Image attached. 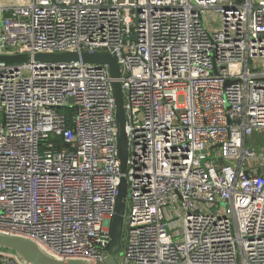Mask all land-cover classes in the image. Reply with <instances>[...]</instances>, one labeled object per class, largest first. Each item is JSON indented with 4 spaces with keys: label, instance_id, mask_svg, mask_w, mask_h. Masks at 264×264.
Segmentation results:
<instances>
[{
    "label": "built area",
    "instance_id": "1",
    "mask_svg": "<svg viewBox=\"0 0 264 264\" xmlns=\"http://www.w3.org/2000/svg\"><path fill=\"white\" fill-rule=\"evenodd\" d=\"M63 52L116 55L127 171L107 66L0 61V233L106 264L124 176L117 264H264V0H0V55Z\"/></svg>",
    "mask_w": 264,
    "mask_h": 264
},
{
    "label": "water",
    "instance_id": "2",
    "mask_svg": "<svg viewBox=\"0 0 264 264\" xmlns=\"http://www.w3.org/2000/svg\"><path fill=\"white\" fill-rule=\"evenodd\" d=\"M31 60L54 66L83 61L94 65L108 67L113 78V93L116 105V124L118 129L117 147L121 161V170L127 171L129 157L128 137L126 134V111L124 107V93L119 81L121 69L115 54L110 52H63V53H38L31 57L28 53L15 55H0V61L9 65L27 63ZM127 179L120 180L116 198L115 212L110 222V241L107 246L109 257L106 264H117L116 255L120 253L124 233V220L126 213ZM0 247L17 252L28 264H87L82 260H61L42 251L33 241L22 236L0 233Z\"/></svg>",
    "mask_w": 264,
    "mask_h": 264
},
{
    "label": "rangeland",
    "instance_id": "3",
    "mask_svg": "<svg viewBox=\"0 0 264 264\" xmlns=\"http://www.w3.org/2000/svg\"><path fill=\"white\" fill-rule=\"evenodd\" d=\"M216 19H219V16L218 17H216ZM180 100L182 101V98H180ZM72 102H73V100H72ZM259 139V138H258ZM259 141H260V139H259ZM122 255V254H121Z\"/></svg>",
    "mask_w": 264,
    "mask_h": 264
}]
</instances>
